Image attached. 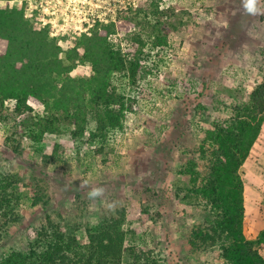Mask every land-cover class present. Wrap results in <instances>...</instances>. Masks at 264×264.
Segmentation results:
<instances>
[{
	"label": "rangeland",
	"instance_id": "374dc122",
	"mask_svg": "<svg viewBox=\"0 0 264 264\" xmlns=\"http://www.w3.org/2000/svg\"><path fill=\"white\" fill-rule=\"evenodd\" d=\"M15 1L8 5L19 6ZM46 1L55 28H47L48 35L63 48L94 27L90 18L82 25L83 14L71 12L67 0ZM157 1L165 12L167 45H147V75L137 88L126 76L113 78L119 92L136 99L122 129L92 138L96 123L88 116L84 133L74 135L75 124L53 131L43 127L42 114L31 102L34 110L22 113L11 100L0 105V173L17 178L13 193L20 217L2 233L0 264L14 252L26 254L38 241L42 244L44 230L59 229L86 242L87 232L120 216L124 246L151 250L160 264H222L216 248L197 252L190 244L192 231L208 224V212L186 199L190 178L181 171L194 161L205 172L202 138L264 77V0L256 15L245 12L242 0ZM117 4L116 10L113 3L108 6L107 19L136 0ZM22 5L27 7L28 0ZM111 39L114 45L121 42L118 35ZM85 70L90 71L89 63ZM241 174L243 229L246 238L254 239L264 229V124ZM94 187L106 192L92 201L87 193Z\"/></svg>",
	"mask_w": 264,
	"mask_h": 264
},
{
	"label": "trees",
	"instance_id": "16d2710c",
	"mask_svg": "<svg viewBox=\"0 0 264 264\" xmlns=\"http://www.w3.org/2000/svg\"><path fill=\"white\" fill-rule=\"evenodd\" d=\"M3 1L0 105L11 100L14 110L22 113L34 110L31 102L42 114L43 127L53 131L57 125L75 124L78 131L74 135L84 133L88 116L96 123L98 135L93 133L92 138L122 129L125 114L136 99L119 92L113 78L126 76L130 87L137 88L147 75V45L155 49L167 45L165 12L159 2L136 0L114 19L97 21L72 47L63 48L59 39L49 37V27L38 28L24 18V5L10 7L13 0ZM113 35L119 36L123 46L121 42L114 45ZM263 124L264 77L256 81L246 100L232 105L230 115L214 123L202 138L199 156L205 172L198 171L194 161L181 171L190 178L186 199L194 208L208 212V224L192 231L190 244L197 252L216 248L222 264H264V229L254 239L244 234L246 201L241 174ZM16 182L15 176L0 173V240L20 218L13 193ZM123 223V216L106 220L96 231L87 232L86 242L59 229L44 230L42 244L38 241L26 254L12 253L3 264H160L153 251L124 246Z\"/></svg>",
	"mask_w": 264,
	"mask_h": 264
},
{
	"label": "built area",
	"instance_id": "2783aa9c",
	"mask_svg": "<svg viewBox=\"0 0 264 264\" xmlns=\"http://www.w3.org/2000/svg\"><path fill=\"white\" fill-rule=\"evenodd\" d=\"M15 1V0H14ZM14 1H10V4L13 3ZM17 2V1H15ZM26 0H20L19 6L25 3ZM48 1L46 0H28V5L25 7L26 13V19H28L30 22H33L35 19L37 20L36 23L39 22L42 27H49V29L54 30L53 25L51 23V20H49V16L54 15V12H49L48 8ZM72 8L71 12L76 13L77 15L83 14V22L82 25L84 24L85 21H87L86 18H90V20L93 21L92 25L93 26L97 21L99 22H108L110 19H107V13L109 11L108 6L113 3V8L118 6L119 3L122 4V2H118L117 0H110L109 2L102 1V0H67L66 1ZM53 6V5H52ZM43 8L40 12V15H35L34 12L38 11L39 8ZM51 7V6H50ZM67 6L66 8H68ZM52 8V7H51ZM65 9V8H64ZM115 10L113 11L112 14H110V18L114 19L115 16ZM35 16V17H34ZM89 20V21H90ZM52 26V27H51ZM87 29V28H86ZM85 29V30H86ZM52 34V33H51Z\"/></svg>",
	"mask_w": 264,
	"mask_h": 264
},
{
	"label": "clouds",
	"instance_id": "9594fccd",
	"mask_svg": "<svg viewBox=\"0 0 264 264\" xmlns=\"http://www.w3.org/2000/svg\"><path fill=\"white\" fill-rule=\"evenodd\" d=\"M243 8L246 13L251 15H256L260 12V0H242ZM86 183V182H85ZM106 189L103 187H94L88 193L87 197L89 200L95 201L97 198L103 196ZM109 207H114V204L109 205Z\"/></svg>",
	"mask_w": 264,
	"mask_h": 264
}]
</instances>
